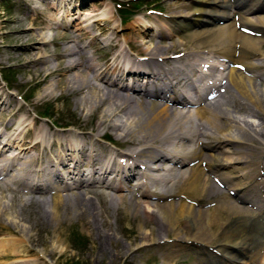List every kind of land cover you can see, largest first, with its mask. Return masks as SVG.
Segmentation results:
<instances>
[{"label": "bare ground", "instance_id": "6f19581e", "mask_svg": "<svg viewBox=\"0 0 264 264\" xmlns=\"http://www.w3.org/2000/svg\"><path fill=\"white\" fill-rule=\"evenodd\" d=\"M69 1L74 2V0H66L65 4ZM182 1L181 4H173L172 10L163 20V26L167 28L168 34L172 36L176 33L182 34L190 47V52L183 54L185 57L183 60H176L178 66H173L171 69L162 66L158 68L156 62L158 57H155V53L152 52L164 49L160 44L154 45L150 50L151 53L149 52L150 56L142 58L143 61L136 64L140 68L132 66L135 61L127 60L125 55L116 56V63L105 69L107 74L97 72L95 65L90 66L87 61L90 59L86 58L84 54H82L84 59L74 60L68 66L72 71L85 65L88 76L84 77L85 79L82 78V82L84 81L89 87L91 80L95 79L101 86H104L103 89L110 96L111 108L108 106L105 111H102L103 115L97 121L99 126L110 121L112 129L123 132L128 123L123 122L116 125L114 117L112 119L110 117L111 113L117 116L121 113L120 109L123 108L122 111H127L132 123H135L139 130L148 133L144 137V141L139 144L124 136L126 139L123 141L134 142L131 145H133L132 148H136L130 154H135L136 159L131 156H119V152L115 150L116 146H112L115 149H111V146H107V142L101 140L103 134L98 137L91 134L87 136V133L84 132L60 128H56L54 133L50 130L45 132L41 129L43 127H37L35 120L27 122L26 119L22 121L20 118L15 121L10 119L5 125L0 121V127H2L0 128V167L4 175H7L9 171L16 173L19 177H12L10 180L14 185L28 189L31 192L30 195H42L50 190L56 192L57 196L49 199L53 212L66 198L67 194L61 195L66 192H70V196L76 199L91 194L102 199H112L120 190H126L131 202H138L131 195L138 198L139 193L142 197L154 196L158 200L162 199L164 202L157 201L158 203L154 204L155 209L158 210V213H154L159 214L162 219L165 218L168 228L172 230V237L160 240L154 236L153 241L157 245L159 253L162 254L161 260L168 259V257L173 258L179 252H190L191 254L195 253V261L192 264H264V198L257 196L264 189V147L260 152H257L260 153L258 156L252 158L258 164L252 165L245 156L247 153L245 147H251V144L248 143L250 140L245 139V135H243L250 133L241 128L239 130H242V134L241 132L234 133L231 124L235 120L230 116L231 111L227 109L219 112L220 114H213L209 107L203 105L202 93L193 89V78L197 77L196 80H198L203 74H207L211 85L216 86L219 81L225 85H219L217 88H223L228 92L232 91L230 94H237L239 100L246 101L247 107L243 108H248L250 105L264 114V107L261 106L264 102V90L259 89L262 95H258V92L255 91L258 87L256 86L257 80L264 83V0ZM58 2L62 3L58 0L50 1V9L54 13L56 21L72 20L68 31L72 28L73 31L80 30L79 26L92 18L93 10L82 15L79 13L77 17L73 8L65 12L62 4L60 7L58 6ZM73 14L75 15L73 16ZM102 20L106 19L100 12L93 23ZM59 22V27H65V23H68L67 21L64 24ZM133 22L136 24L134 26L141 25L137 21ZM110 29L120 33L115 27H110ZM146 31L149 32L150 29H146ZM134 33L136 36L137 32ZM158 33L163 35V30L158 29ZM39 37L43 44L49 43L47 37L43 35ZM112 40H114L113 37L108 39L111 42ZM129 45L127 44L130 48ZM137 46L140 51L144 49L143 44L137 43ZM112 47L116 50L119 48V44L113 42ZM145 51L147 52V50ZM36 52L40 54L32 68L38 64L45 72H49V74L53 72L50 69H45L48 64L45 51L37 48ZM76 54L81 56L80 52H76ZM191 54H197L201 58L206 57L207 61H204V65H201L199 71L195 69L194 63L189 59ZM210 56L226 61V74L220 80L210 76L214 68L221 71L219 65L209 64ZM29 57H33V55L30 54ZM159 57L169 63L172 61L171 56ZM28 63L31 64V62ZM143 67L146 69L141 70ZM118 80L124 82L128 80L129 84L118 85ZM139 80L142 83L137 84L136 82ZM157 81L162 82L161 86L156 85ZM214 86H206L209 92L205 95L215 94ZM189 90H194V92L188 93ZM203 90L204 88H202V92ZM93 91L97 90L93 87ZM132 94L139 96L142 100L136 101L134 97H131ZM191 94L195 99L188 96ZM147 99L156 101L154 104H150L146 101ZM228 102L230 105L232 104L233 113L243 111L240 110L241 103L236 99H231ZM116 104L123 105L116 110L118 107ZM187 106L194 107L196 118L209 124L214 133H205L202 134L203 136L197 133L195 134L198 135L197 137H194L193 133L187 139H197L196 144H193L187 152H181L174 145L171 150H164L163 145L174 139L171 136L172 133L179 130L182 123L190 122L189 116L187 117L183 111ZM13 125H16V128L13 129ZM25 129H28L31 138L23 141L24 138L22 139L20 134ZM162 137H164L163 145L159 140ZM177 138L179 137H175V139ZM50 144L52 145L51 149ZM170 145L171 143L168 146ZM46 147H49L47 153L51 156L43 157ZM126 157L129 158V161H140L134 169H131L127 162L126 168L116 163V160ZM185 160H188L186 163L190 162L193 165L190 167L189 174L182 177L176 167L180 162L184 164ZM23 164L26 166L32 164L33 169L28 172L32 173V179L23 178L28 173L16 171L20 169L19 165ZM165 164H171L173 167L168 168L170 170L166 169V172L163 169L159 170ZM140 165H144L143 172L137 170ZM182 178L185 181L183 190L195 191L196 195H201V192L209 189L218 194L227 191L234 195L229 204L206 210L197 208L191 202L192 200L187 202L185 198L168 202V198L174 197L170 195V191H166L169 188L168 183L174 180L177 183L181 182ZM258 178L259 181L256 183L255 180ZM134 181L136 184L133 186ZM176 186L177 184H172V189H175ZM221 186L223 187L221 188ZM134 187L137 188V192L133 190ZM150 187L159 188L162 191L150 193ZM74 190L79 192H73ZM237 201L244 206L242 204L238 206ZM248 205L251 207L250 209H248ZM3 208L5 209V207ZM225 209L231 218L239 216L238 221L234 225L231 224L232 226L229 224L228 215L226 218L223 216ZM1 210L0 212H2ZM16 217L17 215H12L11 219L14 220ZM183 222L189 223L191 227L188 233H184L181 226ZM6 237L7 235L0 236V253L11 251V254H15L17 250L15 247H18L13 245L15 242L11 240L13 237ZM57 245L59 249H63L61 243H57ZM236 251L239 254H236ZM162 262H164L162 264H170L168 261Z\"/></svg>", "mask_w": 264, "mask_h": 264}, {"label": "rangeland", "instance_id": "374dc122", "mask_svg": "<svg viewBox=\"0 0 264 264\" xmlns=\"http://www.w3.org/2000/svg\"><path fill=\"white\" fill-rule=\"evenodd\" d=\"M50 1L56 0H0V121L5 125L10 119L15 121L21 118L22 121L26 119L27 122L35 120L37 127H43L41 129L45 132L50 130L54 133L60 128L84 132L87 133V136L91 134L98 137L103 134L101 140L107 142L111 148L116 146L117 151L123 155H131L130 153L136 148H132L133 145L131 144L143 142L148 133L139 130L135 123H132V119H129L127 111H122L123 108L120 109L121 113L117 116L113 113L110 114L111 119L114 117V124L128 123L123 132L112 129L110 127L112 122L110 121L99 126L97 121L103 115L102 111H105L108 106L111 108L110 96L103 89L104 86H101L95 79L91 80L89 87L84 81L82 82L88 76L85 65L71 71L68 68L69 63L81 58L84 59L82 56L84 54L86 58L90 59L87 60L90 66L95 65L97 72L107 74L105 69L116 63V56L121 49L127 54L134 53L141 57H148L150 50L156 44L162 45L164 49L153 51L155 57L160 58L159 56H162L164 58L165 56L181 54V57L176 60H183L185 58L183 54L190 52L187 41L182 37V34L176 33L173 36L168 34L167 28L163 26L164 17L168 16L167 14L172 10V5L181 4L183 1L74 0V2L69 1L65 4L66 0H58L62 2V5L57 3L59 7L61 5L65 12L73 8L77 17L79 13L82 15L93 10L92 18L79 26L80 30L75 29L74 31L73 28L68 31L72 20H65L68 23L55 20L54 13L50 9ZM119 5L124 8L129 5L127 9L137 6V12L128 15L123 12V7L120 8ZM100 12L104 14L106 20L93 23ZM133 21H137L141 25L134 26L136 24ZM58 22L65 23V27H59ZM83 25L85 26L83 27ZM110 27L117 28L120 33L111 30ZM160 28L163 30V35L158 33ZM146 29H150V31L148 32ZM135 31L137 32L136 36H134ZM40 35L47 37L49 43L43 44ZM112 37L114 40L108 41ZM127 41L130 48L127 47ZM113 42L119 44L118 49L115 50L112 47ZM137 43L143 44L147 52L144 49L140 51ZM37 48L45 51L46 59H48L45 69L53 71L50 74L45 72L41 65L36 64L35 68H32L35 60L39 57L38 54H40H37ZM76 52H80L81 56L77 55ZM30 54L33 57H29ZM189 59L198 71L201 65H204V61H207L206 57L201 58L197 54L189 55ZM176 60L169 63L161 59V61L156 62L158 68L162 66L171 69V67L179 65ZM208 62L209 64L210 62L215 63L220 67L225 66L218 57L210 56ZM255 62L257 61L255 60ZM216 69L212 70L210 76L220 80L226 72ZM208 79L209 77L203 78L201 76V79L198 80L207 83L210 81ZM117 83L118 85L129 84V81H117ZM161 84L160 81L156 82L157 86H161ZM218 84L222 85L219 81ZM219 85L214 86L216 93L211 98L206 99L204 97L203 105L209 107L213 114H220L219 112L227 109L231 111L230 116L235 120L231 124L232 131L242 134V130H246L250 133L249 135L243 134L245 135L244 138L250 140L248 143L251 144L250 148L245 147L247 152L245 156L252 165L256 166L258 163L252 158L258 156L260 153L257 152H260L264 147V114L250 105L248 108H243L247 107L246 101L239 100L237 94H230L232 91L228 92L224 91L223 88H217ZM256 86L258 87L255 91L258 92V95H262L259 89L264 90V83L257 80ZM93 87L97 91H93ZM114 89L116 90V88ZM122 93L125 94V92ZM131 97H134L136 101L142 100L133 94ZM231 99L240 102V110L243 111L233 113L232 104L230 105L228 102ZM146 101L150 104L155 103L153 99ZM116 105L118 106L116 110H118L123 104ZM261 106L264 107V102ZM183 111L187 117L189 116L190 122L182 123L180 129L172 133L171 136L174 139H171V142L167 141L163 145L162 139L164 137L159 139L164 150H171L172 145H174L181 152H187L193 144H196L197 139H187L193 133L194 137L205 133H214L209 124L196 118L194 108L189 107ZM14 114H16L15 117H13ZM14 128L16 126H13ZM197 133L200 134L195 135ZM30 135L28 129H25L20 137L24 138V141L31 138ZM124 136L128 140L133 139L134 142L123 141L126 139ZM175 137L179 138L175 139ZM170 143L171 145L168 146ZM51 146L50 144V149ZM49 147H46L43 157L49 155L47 153ZM176 161L179 162V160ZM186 162L188 160H185L184 164L178 163L179 165L176 167L177 172H180L182 177L189 174L190 167L193 165V163ZM19 168L16 171L23 173H28L33 169L32 164L19 165ZM1 169L0 167V204H2L0 206L2 209L0 212V236L13 237L11 239L15 241L13 245H17L18 248L15 247V250L17 249L15 254H11V251L4 254L0 253V264H162L164 263L162 261H168L170 264H192L195 261V253L191 254L190 252H179L173 258L168 257V259L161 260L162 254L159 253L157 245L153 241L154 236L160 240H167L166 238L172 237V230L168 228V223L164 217L162 219L159 214H156L158 210L154 207V204L162 202V199L158 200L154 196L142 197L138 192L139 199L131 195L133 199L138 201L135 203L129 201V193L125 190H120L112 199H102L92 194L76 199L70 196V192H66L61 194H67L66 198L59 203L60 206L58 205L53 212L49 199L56 197V192L50 190L46 194L30 195L31 192L28 189L14 185L10 180L12 177H19L16 173L9 171L7 175H4ZM31 177L32 173H28L23 178L32 179ZM177 181L168 183L169 188L166 191H170V195L174 196L168 198V202L185 198L187 202L192 200L191 202L197 208L206 210L229 204L233 197L227 191L218 194L211 189L201 192V195H196L195 191L183 190L185 184L183 178L180 179L181 182L177 183ZM258 181L259 178L255 180L256 183ZM172 184H177L175 189H172ZM135 190L137 191L136 187ZM149 191L153 193L162 190L150 187ZM262 191L264 189L261 190L260 194L262 195L258 194L257 196L264 198ZM73 192L79 191L74 190ZM236 203L238 206L242 204L238 201ZM3 207L7 209L5 210ZM250 208L248 205V209ZM225 214L223 216L226 218L228 215L230 225H234L238 221L239 216L238 218H231L227 209H225ZM12 215H17V217L12 220ZM15 220L17 221L15 222ZM248 225L244 226L249 227ZM181 226L184 233L191 230L187 222L181 223ZM29 228L30 230H28ZM57 243H61L62 250L57 247ZM209 250L211 249L209 248ZM236 253L238 254V252Z\"/></svg>", "mask_w": 264, "mask_h": 264}, {"label": "trees", "instance_id": "16d2710c", "mask_svg": "<svg viewBox=\"0 0 264 264\" xmlns=\"http://www.w3.org/2000/svg\"><path fill=\"white\" fill-rule=\"evenodd\" d=\"M127 7H129L128 5H126ZM126 13V12H125Z\"/></svg>", "mask_w": 264, "mask_h": 264}]
</instances>
